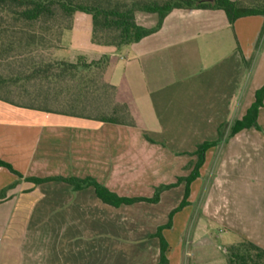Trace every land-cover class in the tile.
Masks as SVG:
<instances>
[{
	"label": "crops",
	"instance_id": "crops-1",
	"mask_svg": "<svg viewBox=\"0 0 264 264\" xmlns=\"http://www.w3.org/2000/svg\"><path fill=\"white\" fill-rule=\"evenodd\" d=\"M136 18L147 28L157 23L154 14L139 12ZM89 42V53L79 51L68 61L110 55L116 102L128 106L135 125L0 101V162L22 176L0 166V193L6 190L0 200V235L11 225L51 216L66 223L58 240L62 245L55 250L32 248L24 234L21 243L0 249V264H158L160 240L155 235L182 202L185 182L166 191L178 195L160 213L166 192L157 204L115 208L103 203L93 187L74 192L62 182L36 185L27 178L91 177L121 197L152 198L148 194L158 187L190 176L197 147L218 140L222 124L242 119L264 86L262 16L232 26L221 10L177 9L158 33L120 52L94 45L91 36ZM258 121L264 135V107ZM255 131L244 130L207 152L200 177L191 184L189 205L163 232L169 264H223L203 250L200 262L189 260L200 237L213 244L216 223L224 226V234L231 233L229 246L247 239L264 249V185L250 184L255 159H264V136ZM65 164L68 175L61 171ZM167 165L179 173L173 182L160 184ZM113 241L120 242L115 253Z\"/></svg>",
	"mask_w": 264,
	"mask_h": 264
},
{
	"label": "trees",
	"instance_id": "trees-1",
	"mask_svg": "<svg viewBox=\"0 0 264 264\" xmlns=\"http://www.w3.org/2000/svg\"><path fill=\"white\" fill-rule=\"evenodd\" d=\"M177 9L221 10L233 26L242 18L264 17V0H0V101L45 113L135 125L128 106L116 102V88L110 84L115 63L110 55L92 62L82 58L70 62L39 55L62 49L64 33L74 28L79 13L92 18L94 45L120 52L158 33L166 18ZM139 12L156 15V25L151 28L139 25L136 18ZM263 107L264 86L256 91L255 101L244 117L230 126L229 137L244 130H261L258 119ZM226 127V124L219 127L218 140L197 147L193 154L197 162L190 176L158 187L152 198L121 197L91 177H31L27 181L36 185L62 182L74 192L93 187L103 203L115 208L140 202L157 204L164 192L185 182L182 202L155 235L160 240L158 264H169L170 248L163 232L172 229L174 215L189 205L191 184L200 177L207 152L225 140ZM0 166L5 165L0 162ZM5 167L22 178L11 167ZM5 193L6 190L0 193V200ZM226 255L228 264H264V249L247 239L229 246Z\"/></svg>",
	"mask_w": 264,
	"mask_h": 264
},
{
	"label": "rangeland",
	"instance_id": "rangeland-1",
	"mask_svg": "<svg viewBox=\"0 0 264 264\" xmlns=\"http://www.w3.org/2000/svg\"><path fill=\"white\" fill-rule=\"evenodd\" d=\"M92 25V18L89 15L79 13L76 15L75 20V27L72 30H68L64 33L63 39H62V49L57 52H48L45 51L44 53H40V57L44 56V58H49L51 56L52 59L55 60H70L74 55L79 53V51L87 52L89 53V46L90 42V28ZM225 51V47L220 49L219 51ZM202 53H205L206 50L202 49ZM204 56V54H203ZM233 124V121H231L227 127L225 128V139L229 137L230 133V126ZM256 136H264L263 135V129L256 130L255 131ZM217 137V136H216ZM214 139V138H213ZM217 140V139H216ZM168 162H164L163 165H165ZM167 165L165 168L163 175H161V178H158V182L163 183H169L173 182L175 180V175L179 173V171L174 168L172 169V166ZM62 167V173L64 175H68L70 173V169L67 164ZM264 159H255V166L251 169H254L253 175L250 181V184H254L256 186L264 185ZM163 172V171H162ZM147 193V192H146ZM151 196H154V192L152 194H148ZM177 191H171L166 192L164 195L165 201H163V207L159 209V212L162 213L165 211V207H167L169 203V199H174L177 197ZM201 196L197 199V201H200ZM194 218L192 220V223H197L198 221V211L195 212ZM36 223L32 224H21V225H11L10 230L0 235V249H7L11 248L15 243L20 242L19 241L24 234L27 235L29 238L28 241H31L32 248H41L42 250H49V249H56L59 246H61V242L58 241L60 238V231L62 230V227L65 226L66 223L62 224L58 219L51 217H48L47 219H41L34 221ZM194 223V224H195ZM73 224H70L72 227ZM224 226L221 224H213L212 226V245L208 244V242L205 240V236L203 235L200 237L201 239L198 241V245L195 247L194 254L195 256L191 260L193 263L194 261L200 262L201 255L200 251H207L209 254H213V256H218L220 260H223V264H228L227 255H226V249L229 247V241L232 238V235L230 232L223 233ZM115 242V243H113ZM112 243L115 245L113 250L118 251L119 249V241H113ZM30 243V242H29ZM64 244V241H63ZM112 244V245H113ZM113 253V254H114ZM116 255V254H114ZM112 255L111 260L116 259Z\"/></svg>",
	"mask_w": 264,
	"mask_h": 264
}]
</instances>
